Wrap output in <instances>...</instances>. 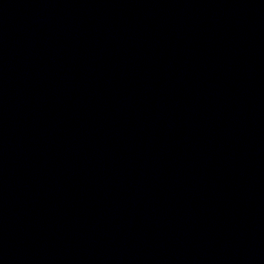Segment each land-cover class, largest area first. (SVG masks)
I'll list each match as a JSON object with an SVG mask.
<instances>
[{"label":"water","instance_id":"water-1","mask_svg":"<svg viewBox=\"0 0 264 264\" xmlns=\"http://www.w3.org/2000/svg\"><path fill=\"white\" fill-rule=\"evenodd\" d=\"M0 264H264V0H0Z\"/></svg>","mask_w":264,"mask_h":264}]
</instances>
